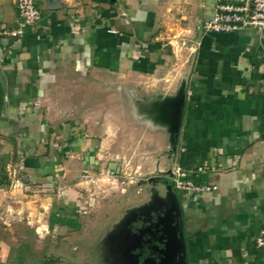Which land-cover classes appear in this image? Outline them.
<instances>
[{
  "label": "crops",
  "instance_id": "1",
  "mask_svg": "<svg viewBox=\"0 0 264 264\" xmlns=\"http://www.w3.org/2000/svg\"><path fill=\"white\" fill-rule=\"evenodd\" d=\"M218 2L37 0L40 26L0 38V264L38 256L21 246L39 202L51 227L78 218V166L131 176L138 216L176 205L185 264H264V34L205 32ZM16 5L0 0V30ZM176 170L218 189L172 190Z\"/></svg>",
  "mask_w": 264,
  "mask_h": 264
},
{
  "label": "rangeland",
  "instance_id": "2",
  "mask_svg": "<svg viewBox=\"0 0 264 264\" xmlns=\"http://www.w3.org/2000/svg\"><path fill=\"white\" fill-rule=\"evenodd\" d=\"M77 168L75 175L77 182H80L77 190L83 204L78 212V218L75 214L70 216L71 219H79L76 220L78 223L62 227L57 220L55 221L57 225L51 227L53 214H49L48 209L52 208L53 204L44 205L39 202L43 211L39 219V234L37 236L36 230H27L26 236H30L28 238L32 239L33 244L21 246L25 250L28 249L29 253L32 249L36 251L38 256L31 254L34 257L31 264H154L153 259L161 257L163 243L146 242L145 234L148 233L147 225L150 223L143 220L145 216L134 214L138 211L146 213V208L140 198L130 197L132 191L129 190V182L132 177L126 175L121 179H114L101 166L94 168L91 174L82 171L79 166ZM176 171L172 173L171 181H166L167 183L163 181L172 190H176L174 183ZM12 184L17 187L14 179ZM63 192V187L61 189L58 186L54 189V194L52 193L57 196L59 205L54 206L58 208L64 204ZM149 192L150 195L156 192V195L164 200L165 196H162L160 191ZM171 206V212L165 215L162 221L158 217L161 213L151 214L152 224L155 222L158 225L160 222L162 227L161 234L155 235V239L159 238V235L163 241L168 237L169 240L164 242H170V245L174 242V236H177L176 228L180 224L175 214L176 205L172 203ZM168 254L171 257V246ZM163 256L166 257L165 254Z\"/></svg>",
  "mask_w": 264,
  "mask_h": 264
},
{
  "label": "built area",
  "instance_id": "3",
  "mask_svg": "<svg viewBox=\"0 0 264 264\" xmlns=\"http://www.w3.org/2000/svg\"><path fill=\"white\" fill-rule=\"evenodd\" d=\"M211 20L203 24L207 33H236L247 30L264 34V0H218ZM19 26L12 30H0V38L21 39L28 29L40 26L43 15L37 0H17ZM16 186L24 188L25 183L15 180ZM175 189L179 192L198 196L216 191L218 186L213 184H197L181 170L175 173ZM257 245L264 249V231L257 239Z\"/></svg>",
  "mask_w": 264,
  "mask_h": 264
},
{
  "label": "water",
  "instance_id": "4",
  "mask_svg": "<svg viewBox=\"0 0 264 264\" xmlns=\"http://www.w3.org/2000/svg\"><path fill=\"white\" fill-rule=\"evenodd\" d=\"M176 229H177L176 230L177 236H174L175 237L174 242H171V245L170 242H164L169 240V238L166 237V240L163 241V249L161 250V257L153 259L154 264H172L173 261L172 258L177 254L179 255L177 264H185L184 261L185 249H184L182 234H180V236L178 234L179 226ZM170 246H171V257L170 254H168V251L170 250ZM163 254H165L166 257H164Z\"/></svg>",
  "mask_w": 264,
  "mask_h": 264
},
{
  "label": "flooded vegetation",
  "instance_id": "5",
  "mask_svg": "<svg viewBox=\"0 0 264 264\" xmlns=\"http://www.w3.org/2000/svg\"><path fill=\"white\" fill-rule=\"evenodd\" d=\"M160 211H162V210L157 208L156 212L160 213ZM158 217H160V216H158ZM151 218H152V216L147 215V217L145 216V218L143 219L145 221L147 220L148 224L150 223V225H147L148 226L147 228L149 229L148 233L145 234V238L147 239L146 242L150 243L151 241H153V242H157L159 244H162L163 240H162V236L161 235H159V238L155 239V235L161 234L160 231L162 230V227H161L160 224L156 225L157 223H155V222L152 224V221H151L152 219ZM160 220H162V219H160ZM167 220L169 221L168 217H167ZM154 221H155V219H154ZM168 221H167V224H168Z\"/></svg>",
  "mask_w": 264,
  "mask_h": 264
},
{
  "label": "trees",
  "instance_id": "6",
  "mask_svg": "<svg viewBox=\"0 0 264 264\" xmlns=\"http://www.w3.org/2000/svg\"><path fill=\"white\" fill-rule=\"evenodd\" d=\"M113 174L114 175H118L119 174V172H117V171H113ZM191 180H193L195 183H197V184H202V183H204V179H197V178H195V177H189ZM59 221L62 223V225H70V226H74V225H76V223H78L76 220H73V219H71V218H67V219H59Z\"/></svg>",
  "mask_w": 264,
  "mask_h": 264
}]
</instances>
